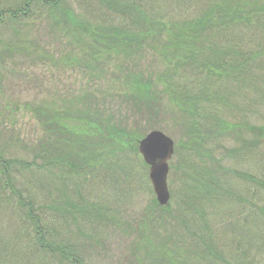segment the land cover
<instances>
[{
  "label": "trees",
  "instance_id": "1",
  "mask_svg": "<svg viewBox=\"0 0 264 264\" xmlns=\"http://www.w3.org/2000/svg\"><path fill=\"white\" fill-rule=\"evenodd\" d=\"M67 1L0 0V35L11 30L18 36L14 43L38 35L46 44L71 34L76 39L69 47L72 57L84 66L103 62L106 54L122 53L125 71L116 75L115 84H100L93 92L97 102H103L101 93L106 92V104L114 105L121 118L113 113L116 121L108 123L101 118L79 117V122L70 124L59 113L47 115L36 107L31 113L39 118L50 139H28L34 149L25 158L7 149L12 140L0 141V209L20 214L19 231L11 225L6 228L10 244L28 242L34 258L49 264H83L82 247L60 239L55 225L58 218L68 224L71 219L77 222V214L83 219L82 214L87 213L71 210L70 205L57 212V197L54 213L48 210L45 201L52 200V193H36L27 183L35 179L31 170L63 166L67 179L73 182V175H80L84 185L95 163L107 166V171L123 165L121 158L127 150L138 154L137 139L147 131L141 137L132 136L131 131L141 129L143 122L148 129H159L162 124L158 119L167 114L169 102L184 117L182 127L188 135L184 145L198 169L192 170L195 185L185 194L190 200L185 201L181 213L198 214L204 229L197 236L188 225L189 242L178 235V228L187 226L188 221L174 217L165 224L172 245H159V249L145 253L140 241L133 243L122 237L117 241L120 246L114 264H264V179L241 168L264 140V124L247 122L242 130L245 121L237 115L236 123L226 120L244 110L251 117L258 110L257 95L264 93V0H97L98 5L87 0L84 9L72 8ZM172 4H177V9H172ZM55 18L61 19V25ZM86 51L91 59L84 55ZM0 124L8 129L6 123ZM6 132L0 128V137ZM228 135L235 136L233 149L225 147ZM93 136L105 140L107 146L101 154L90 141ZM72 146L76 149L73 158L64 150ZM196 147L202 157H195ZM103 154L108 156L103 158ZM220 174L226 177L217 178ZM22 179L26 180L23 184ZM246 184L244 194L239 187ZM154 202L159 212L170 205L160 206L155 198ZM222 208L225 212L217 214L221 218L232 211L246 213L240 225L230 224L232 236L238 237L235 245H227V235L224 242L211 236L210 210ZM46 219L50 222L44 224Z\"/></svg>",
  "mask_w": 264,
  "mask_h": 264
},
{
  "label": "rangeland",
  "instance_id": "2",
  "mask_svg": "<svg viewBox=\"0 0 264 264\" xmlns=\"http://www.w3.org/2000/svg\"><path fill=\"white\" fill-rule=\"evenodd\" d=\"M21 1L23 0H19V2ZM92 1L97 5L99 4L97 0ZM67 2L75 9L80 7L84 9L88 4L87 0H68ZM172 9H177V4H172ZM173 13L175 12L173 11ZM185 14H187V11ZM59 16L58 13L57 17L59 18ZM54 22L61 25V19L56 20L55 18ZM61 37H57L58 39H54V41L48 39L49 43L45 44V40L38 35L35 37L38 42L33 40L35 38L32 36H28L22 42L14 43V39L18 36L14 35L11 30L1 32L0 122L6 123L8 129H4L0 124V128L7 131L5 135L2 133L0 141L3 138L12 140L11 144L7 145V149L20 155V158H25L34 149L27 142L28 139H32V141L50 139L39 118L31 113L32 108L37 107L38 111L45 112L47 115L51 111L55 112L56 115L59 113L62 118L66 117L65 119L70 124L79 122V117H96L99 120L100 118L103 119V122L112 123L113 120L116 121L112 116L113 113L117 114L116 117L119 120L121 118L118 111L113 110L115 109L112 108L114 105L108 106L106 104V92L101 93L103 102L94 100L93 92L96 86L99 85L100 87V84L104 86L115 84L117 81L116 75H121L122 71H125L124 63L121 60L122 53H112L110 56L106 54V59L97 64L99 66L80 65L78 64L80 62L72 57L73 50L69 49L70 46L73 47V42H76V39L68 33ZM84 55L91 59L88 56V51ZM138 87L142 90L141 85ZM257 101L258 110H255L251 117L245 115L244 110L242 113L240 111L234 113L226 120H233L236 123L238 122L235 117L237 115L238 118L245 121V124L241 127L242 130L243 126L244 128L247 127V122L253 125L264 124V93L257 95ZM168 106L167 114L158 117V122L162 124L159 130L171 136L178 146L170 162L173 169L170 171L168 183L172 199L166 211L159 212L157 205L154 208L155 194L149 179V165L145 164L139 150L138 154L127 150L121 158L123 165L114 166L111 170L104 171L108 168L107 166L102 165L100 162L95 163L93 171L87 173L84 185L80 182L82 180L80 175H73V182L67 179L63 166L31 170V174H34L36 180L33 178V181H27V183L35 187L36 193H52V200L45 201L48 210H53L52 213L55 210L59 212L62 207L70 205L71 210L76 209V211L87 213L82 214L84 215L83 219H81L80 214H77V222L71 219L68 224H66V220L63 222L58 218L55 225L60 239L78 243L79 245L76 246L82 247L83 264H114V258L117 256V250L120 246L117 241L122 237L133 243L140 241L142 245L139 246H141L140 248L144 247V250H142L144 253L149 249H159V245H172L167 240L169 231L165 224L172 221L174 217L176 221H188L187 226L177 227L179 238L181 236L186 239L188 225H191L190 231L197 233V236L201 235L205 226L203 219L198 214H192V212L181 213L185 201L190 200L186 199L185 194L190 192L195 185L192 170L198 172V169L191 163V159H194L193 155L190 150L187 151L184 145L187 141L186 137H188L187 131L182 127L184 117L175 111V108L169 102ZM241 107L239 106V110ZM141 125V129L136 128L131 131L132 136L141 137L145 129L147 133L154 130L148 129L149 126L146 128L145 122ZM228 136V139L224 141L226 143L225 147L234 148L236 144L234 141L235 136ZM247 136L252 138L250 134ZM232 138L233 140H231ZM140 139H137L138 143ZM90 141L95 144L94 148L98 154H101L102 149L107 146L105 140L97 136H93ZM218 144L219 140L215 146L218 147ZM2 145L0 144V147ZM64 150L71 153L72 158L76 153L74 146L64 147ZM218 152L220 154V150L217 151V154ZM194 154L196 158L202 157L197 147ZM103 155V158L108 156ZM231 165H234V162H231ZM241 168L249 169L264 179V140L260 142L255 154L250 156L249 161L244 162ZM116 175L119 176V180ZM219 176L221 179L226 177L224 174H220L217 175V178H220ZM197 179L199 180L198 177ZM124 180L126 182H123ZM19 181L23 184L26 180ZM247 186L248 184L239 187L244 194ZM225 187L227 188L226 185ZM76 189H78L77 194L73 192ZM55 197L58 200L54 210ZM78 201L84 203L77 205L76 202ZM84 207L87 210H80ZM44 210L47 211L45 207ZM40 212H42L41 209ZM224 212L225 209L223 208L210 210L208 220L210 232L214 235L209 233L208 235L215 236V238L217 236L222 242H224L223 237L227 235V245H235L234 242L238 241V237L232 236L231 225H240L241 216L246 215V213L241 215L240 211H232L226 217L217 216V214ZM19 216L20 214L16 211L10 212L6 208L0 209V264H49L43 258H34L31 254L32 248L27 245L28 242L21 240L18 244H10L11 241L8 240L10 233L6 228L11 225L18 232ZM46 222L50 221L47 219L43 221L44 224ZM63 223L66 229L62 225ZM21 230L23 231V229ZM241 231V229L236 231L235 235H239ZM127 233H130V235ZM5 234L9 236H5ZM231 238L232 240H230ZM186 240L191 242L190 232H188ZM53 264L59 263L53 261Z\"/></svg>",
  "mask_w": 264,
  "mask_h": 264
},
{
  "label": "water",
  "instance_id": "3",
  "mask_svg": "<svg viewBox=\"0 0 264 264\" xmlns=\"http://www.w3.org/2000/svg\"><path fill=\"white\" fill-rule=\"evenodd\" d=\"M139 151L150 166L149 178L159 204L167 205L171 198L167 178L174 140L161 130H153L140 140Z\"/></svg>",
  "mask_w": 264,
  "mask_h": 264
}]
</instances>
